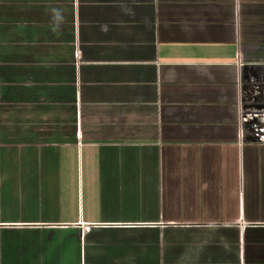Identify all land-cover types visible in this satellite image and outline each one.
Here are the masks:
<instances>
[{
  "label": "crops",
  "instance_id": "obj_1",
  "mask_svg": "<svg viewBox=\"0 0 264 264\" xmlns=\"http://www.w3.org/2000/svg\"><path fill=\"white\" fill-rule=\"evenodd\" d=\"M0 204V264H264V0H0Z\"/></svg>",
  "mask_w": 264,
  "mask_h": 264
},
{
  "label": "rangeland",
  "instance_id": "obj_2",
  "mask_svg": "<svg viewBox=\"0 0 264 264\" xmlns=\"http://www.w3.org/2000/svg\"><path fill=\"white\" fill-rule=\"evenodd\" d=\"M1 203H2V205L1 206H6V204H7V198H2L1 199Z\"/></svg>",
  "mask_w": 264,
  "mask_h": 264
}]
</instances>
